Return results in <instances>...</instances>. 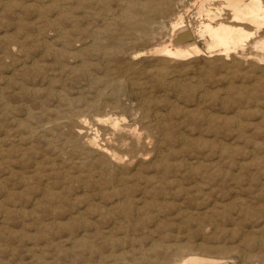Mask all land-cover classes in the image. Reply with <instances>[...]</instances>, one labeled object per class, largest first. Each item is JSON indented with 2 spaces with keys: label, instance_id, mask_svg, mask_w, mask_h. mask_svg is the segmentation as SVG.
<instances>
[{
  "label": "rangeland",
  "instance_id": "1",
  "mask_svg": "<svg viewBox=\"0 0 264 264\" xmlns=\"http://www.w3.org/2000/svg\"><path fill=\"white\" fill-rule=\"evenodd\" d=\"M31 1L32 0H8V1L0 0V36H2L0 37V44L1 45H3L4 43L6 44V45L4 44L3 46H0V55L3 54V57H0V60L2 59L0 61V71H1L0 72V143H1L0 144V151H1L0 152L1 154L0 155V200H1L0 201L1 203L0 204V218H1L0 219V223H1L0 224V264H7V263L8 264H42L41 261L43 262V264H69V262L70 264H72L73 262H74L73 264H120V263L121 264H135L133 260L140 259V257L142 256L144 259L143 261H145V255H143L142 253H147V255H149V258H151L150 256H152V258H154L155 256L160 257L162 253L160 252L158 253V251L154 250V248H157L158 247L157 245H160V244L161 245L166 244L170 246L169 251L173 250L175 245L177 246L180 245V246H184L186 248L191 249L193 253L199 252L200 254L205 253L207 255H211L212 258L218 259L219 262L221 260V262L217 264H221L222 261H227L229 263H231L232 261H235L236 263H240L241 261L237 256H238V251H241V249L243 251L245 250L248 253H251L257 247L258 243H260V246L264 248V130H263L264 129V112H263L264 111L263 110L264 109V71L263 72L261 71V68L259 67V65H256L254 62H252L251 59H245V61L242 60L241 63L233 67H225L219 63V61L216 59V56L208 57L203 54L199 56H195V58L191 57V58L185 59L186 61L184 60H180V61L174 60L173 61V59L171 60V58L169 57L161 56L159 54L150 52L149 50L153 45H157V44L171 45L173 43V40L171 41L172 28L170 24L176 19L178 14L183 15L184 21L186 24H188L190 29L194 30L195 28L198 18H197V6L194 3V0H183L182 2L174 1V3L170 5L168 12H166L165 15L162 14L160 17L157 18L160 29L156 31V33L152 34L151 39H149V41L145 43L146 45L144 43L137 42V40H135L134 34H132L134 32H131L133 30L130 29L131 30L130 31L127 28L125 29V27H123L121 22L112 26L113 30H115V33H119V32L121 33V31L122 33L123 32L125 33V36H124L125 41L128 42L129 46L131 45V50L135 48L128 55L125 56L124 62L118 67H122L127 72H130V74L128 73L127 78H130V79L138 78L137 80L138 83L142 81L143 82L137 85L138 86L137 87L135 85H132L129 82L130 79H127L125 76L124 77V79H126L125 86H124L125 92L123 91L122 95L120 94L119 103H117L116 100L113 97H111L110 94H106V93H109L108 90H105V92L101 96L103 98L101 97L98 98L95 96V93H93L94 92L93 87H90L83 77H76L77 76L76 73H78V70L80 69V66H81L80 56L83 54V50H81L83 47V44L81 43L88 41L81 35L82 29H83V18H82L81 5L79 3L80 1L79 0H77L79 2L75 0H53V1L52 0H47V1L46 0H33L32 2ZM8 2L9 4L7 5ZM26 3H29V4H26ZM3 6H4V10H3ZM71 6L74 8H72ZM111 6H112V11L111 13L109 12V15H107V17L111 16V14L113 13L114 14L118 13L119 8L118 9L116 8L117 6L114 1H111ZM12 10L13 11L15 10V11L13 12ZM193 10L195 11L193 12ZM42 12H43V16H42ZM16 15L18 18L16 17ZM35 18H37V20ZM69 19H72V20H69ZM100 23L102 24V21L99 22V24ZM17 25L19 26L18 30H17ZM45 28H46V31H45ZM127 31H130V32L127 33ZM37 32H39V34ZM187 32L191 34L189 30H187ZM59 34L62 35V37L59 36ZM103 35H105L104 38H106L107 40H111L112 38L109 34L103 33ZM19 39L21 40L19 41ZM135 41H136V45H135ZM43 44H45L46 46H44ZM199 45L203 47V44L200 42H199ZM77 46L78 48H76ZM54 47H56L57 50ZM57 47L60 49H58ZM49 49L52 50L51 52L53 53L56 51L55 54L57 55H54L53 53H51ZM24 50L26 52H24ZM71 50L74 52L72 53ZM69 51L71 52L68 53ZM77 55L79 58L77 57ZM35 59L36 60L38 59V61H35ZM51 59L53 60V62L51 61ZM191 59H193V61ZM167 60L169 61L167 62ZM131 61L134 63H132ZM62 62L64 63V65ZM103 62L93 70V72L96 73L97 75L99 73L100 75L101 74L103 75V72L105 70L104 68H107L108 66L110 68L116 67V64L114 63V61L107 62L108 64L106 63L105 60H103ZM30 63L33 65L35 64L37 67L35 65L34 66L31 65ZM131 64L134 66L131 67L132 66ZM198 65L199 66L202 65V67H198ZM59 66L60 67L62 66L64 69L59 68ZM154 66L158 69L153 68ZM162 66L164 67V69L162 68ZM173 66H175V68ZM193 66L195 68H193ZM68 67H71L72 69ZM147 67L148 69L150 68V72L148 71ZM23 68H26V69H23ZM43 68H44V71H43ZM176 68L179 69L180 73L178 69L176 70ZM232 68H235V69H232ZM152 69H154V71ZM165 69H168L169 71L166 70L168 74L164 75L165 76L164 77L165 79H164L160 74L162 73V71H165ZM155 70L157 74L155 73ZM12 71L14 75L12 74ZM43 72L45 73L43 74ZM206 72H208L211 76ZM148 73L149 74L152 73L150 74L151 76H149ZM169 73L171 76L169 75ZM205 74H207V76ZM6 75L8 78L11 77V79L9 78L11 81L8 80L7 77H5ZM223 75H227V76H223ZM257 75L258 76L261 75L262 79L259 78ZM35 76L38 78H36ZM154 76H156V78ZM256 76H257V79L255 78ZM15 77L17 80L15 79ZM159 77L161 78V80ZM183 77L187 79L185 80ZM13 78H14V81H12ZM144 79H147V80H144ZM154 79L156 80V82ZM167 80L169 81L167 82ZM172 80H177V82H174ZM230 80H233V81H230ZM164 81L166 83H164ZM236 81L238 84L240 83L241 84L238 85ZM19 82L21 83V85L19 84ZM35 82H37V84L34 85ZM46 82H49V83L47 84ZM127 82H129L130 84ZM157 82L159 85L157 84ZM179 82H183L186 84L179 83ZM195 82L198 84L197 87H196ZM247 82L249 84H247ZM167 83H169V85ZM227 83L228 85H230V87L227 85ZM242 83H244V85H242ZM145 84L147 87H145ZM150 84H152L151 87H150ZM171 84L174 85L175 88ZM179 84L181 85L179 86ZM28 85H29V88H27ZM48 85L51 87H48ZM175 85H177V87ZM182 85H185L184 86L185 88L183 87L184 89L181 88ZM17 86H19L20 88L19 87L17 88ZM140 86H141V90L143 89L142 86H144L143 93L140 90ZM1 87L4 88L3 90L5 93L3 92ZM31 87H32V90H31ZM33 87H35V89H33ZM204 87L206 88L204 89ZM217 87L219 89H217ZM22 88H26L27 92L24 91L23 93ZM149 88L150 89L152 88L151 92L149 91L150 90ZM134 89L136 92L134 91L132 93ZM16 90L18 91V93H16ZM56 90L58 92L64 93L66 97L71 98L72 99L71 100L72 103H70L71 105L62 104L60 106V103L55 101V99L50 95L51 91H56ZM80 90L82 92H80L79 94ZM32 91L33 93H31ZM205 91L208 93L205 94L206 93ZM251 91H253L254 96ZM155 92H157V94ZM224 94L226 95L224 96ZM17 95H19L20 97H18ZM137 95H139V97ZM145 95H147V98L150 97L151 99L150 98L148 99H150L151 101H149L145 97ZM140 96H142L141 98L142 102L140 101L141 100ZM125 97L126 99H124ZM86 99L87 101L85 102ZM172 99L174 100V102L172 101ZM201 99L203 100V103ZM94 100L98 101L100 109H97L96 112L95 110H92L91 112L87 111L85 108L86 107L85 103H89ZM137 100L139 102H137ZM200 102L202 103L201 105H200ZM255 102L256 104L257 103L258 104L255 105ZM104 104L105 105H111V104L116 105L117 104L118 109L116 108L114 111H112L111 109H106L107 106H105ZM128 104H131V105H128ZM161 104L162 106H160ZM177 105H179L178 109H177ZM192 107L195 109H193ZM42 108L59 110L58 111L59 113L58 112L55 113L54 111L53 112L51 111L50 113L33 114V116L31 117H27L28 115L26 114H28L29 111H31L32 113L33 112L35 113V111L38 110L36 112L39 113L43 110ZM169 108H171V112L169 111ZM119 109L124 114H122L121 112L119 113ZM68 110H76L77 112H80V113L82 112L81 114L85 115L88 118V121L92 120L91 122H94V119H95L94 116L97 113H99L97 115L107 114V115H111L112 117H117V120L121 125L131 126V128L133 127L135 128V130H138L139 128V131H137L138 135L141 137V139L146 141V145L143 147L144 148L143 151L146 154L144 155L145 156L144 160H142L141 162L135 161L134 163H129L128 166H126V168L122 170L124 174L123 176L125 178V185L127 187L126 190L128 191V193H126L128 195L126 196V198H124L125 200L123 199L119 200L120 197L117 195H114L111 190L107 192H105L104 190L98 191L97 187L99 186L97 185L96 182H94L95 181L94 179L97 178L95 177L96 174L93 173L90 177L86 176L87 173L85 172V170L88 168L92 169V166H90V161L89 162L86 161V163L82 164L80 162L81 161L80 158L79 159L77 158L78 155L70 152V148L72 146L69 144H65L62 138V137L65 138V130L57 129L56 133L50 132V131H45V132L40 131L39 125L41 123L51 124L52 121L54 122V121L62 120L58 117H61V116L63 117L67 115L68 114L67 112H69ZM153 110L155 112H159L162 117L160 115H157L158 117L159 116L160 117L159 118L157 117L158 119H156L155 112ZM182 110H184L185 113H183L184 111L182 112ZM259 110H261V112ZM126 111H129L130 113ZM187 111L190 113H186ZM106 112H108L109 114ZM136 112L138 114H136ZM88 113L89 115L90 114L92 115L88 116ZM182 113L185 114V116ZM234 113L235 115L232 116V114ZM134 114L135 116H133ZM217 114L221 116H218ZM210 115H214V117L209 119L211 117ZM48 116L50 119L48 118ZM163 117L166 119L164 120ZM236 117L240 120V122L239 120H237ZM142 118H143V121H142ZM144 118H147V120ZM153 118H155V120H153ZM16 120L19 122H17ZM25 120L27 122L28 120H30L32 122V126L35 125L34 127L36 131L34 130L35 134L31 137V140L19 141L17 139L18 137L17 134L25 131L26 129L24 125L26 122ZM164 121H167L168 123ZM157 122H160V123H157ZM143 123L147 125L149 124V125L148 126L143 125ZM177 123L179 124V126ZM210 123H212V125H210ZM16 124H18L19 126H17ZM151 124L154 127V129L156 128V130H153L152 126L150 127ZM159 125L161 126L159 127ZM143 126H145V128ZM177 126L180 128H178ZM166 129H168V131ZM216 129L218 132L216 131ZM143 130H145V132H143ZM6 131L7 133H5ZM163 131H165L166 134L163 133ZM241 131L244 133H242ZM149 132L152 133V136H153L152 139H151L152 136ZM154 132L155 134H153ZM184 132L185 134H183ZM54 133L60 134V137L58 139L55 137H52V135H55ZM217 133L219 134L217 135ZM42 134L43 135L45 134V136H43ZM163 134L165 138L163 137ZM180 134L182 135V137H180L181 136ZM199 134L200 136H197ZM215 134L217 135V137L215 136ZM49 136L50 138H52L53 142L56 143V147L48 143L49 141L47 142L45 140V138L48 139ZM250 138H253V139H250ZM10 141L12 142L10 143ZM160 141H162V144L160 143ZM186 141H188L189 143ZM221 141L224 143H222ZM182 142H183V145H182ZM216 143H219V145ZM30 144L33 147H29ZM156 144H161L162 146L158 145L157 147L160 146L159 149L163 150L162 152L165 153L164 154L161 152L162 155L164 154L162 157L165 158L162 161H159V159L162 158L160 157L161 154H159L160 156H156L157 153L155 152V150H153ZM229 146H230V149H229ZM22 148L23 149L26 148L25 149L26 152L25 150L23 152L21 150ZM57 148H60L61 150ZM13 153H15L16 157L15 156L13 157L14 155ZM4 154H6V156ZM22 154L23 155L25 154V155L21 156ZM197 154L198 156H196ZM3 158H7L9 160L7 161V159H5L4 161ZM51 158L52 159L54 158V159L50 161ZM183 159H185L187 162H183L185 161ZM75 160L76 161L79 160V162L74 165V163L72 162ZM176 160L178 162H176ZM212 160L213 162H211ZM69 161L70 163H68ZM170 161L172 163H170ZM243 161L245 163L247 162L245 165L246 167L243 166L245 164ZM151 163H153V165ZM238 164H240L239 165L240 168ZM161 165L166 166L165 175L167 176V181L161 179L162 182H160L159 186L161 187L163 184L162 189L165 190V194H163L162 196H159L157 199H152L150 195L145 191L148 189L150 190V183H148L146 178H149L152 176L158 177V175L160 176L159 171L161 169L160 167H162ZM241 165L243 166V168ZM189 166L191 168L193 167L194 168L190 169ZM137 167L139 171L137 170ZM202 167L206 169L203 170ZM60 168L63 170V172ZM174 168L175 170H173ZM187 169L188 171H186ZM152 171L156 175H154ZM140 172L143 175H141ZM130 173L131 175H129ZM25 174H29V176L28 175L26 176ZM127 174L129 176H127ZM136 175H138L139 177L138 176L136 177ZM183 175H186V176H183ZM92 176L94 178H92ZM45 177L49 179H45ZM26 179H28V182ZM25 182L28 184H26ZM196 182H197V185H196ZM3 184H4V187L2 186ZM16 186L19 189H17ZM83 186L87 189L85 190ZM45 188H47V190ZM13 189L14 191H12ZM8 190L10 191L8 192ZM187 190L188 192H186ZM7 193H10V194H7ZM54 194H57V195H54ZM185 196L186 198H184ZM236 196H239V198ZM214 200L217 201V203ZM91 201H92V204H91ZM34 202L38 205H36ZM93 202H96V203L93 204ZM144 204L146 205V207ZM33 205L34 207H32ZM239 205L240 206L243 205V207H240ZM85 206L86 207L88 206L87 209ZM13 207L15 208L12 209ZM136 207H140V208L138 209ZM136 210L138 211L136 212ZM227 210L229 211V213ZM79 211H82V212H79ZM135 212L137 214H139L140 212V214L137 215L135 214ZM110 213H111V216L113 215V217L109 215ZM113 213L114 214L116 213V215H114ZM156 213L158 217L156 216ZM29 214L31 216L34 215L35 217H31ZM193 214H195L196 216L195 215L193 216ZM209 214L213 216L211 217ZM2 215H4V217ZM37 216L38 218L40 217L39 220ZM115 219L116 220L118 219V221L116 222ZM197 219L200 221H198ZM159 220L161 222H159ZM93 221L94 223H92ZM237 221L239 224L237 223ZM260 221H262V223ZM64 222L66 225L64 224ZM213 222H216V224ZM95 224H97L99 228H97ZM67 226L69 230H67L66 228ZM83 226H85V229H83L84 228ZM207 227L209 229H207ZM230 227L231 228L233 227L232 228L233 230L230 229ZM70 230H71V233H69ZM82 233L84 234V236ZM78 234L79 235L81 234V235L79 236ZM131 235L133 236L131 237ZM136 236L139 238H137ZM243 236L246 238H244ZM85 237L86 239L88 238L89 243L91 242L90 244L92 245L95 244V246L97 247L95 251L90 250V248L83 247L82 242H84ZM241 237H242V240H241ZM74 240L76 241L74 242L75 244L72 243ZM158 240L160 243L159 242L156 243ZM244 240L246 241L253 240L254 243H257V244L253 245L252 246L253 249H252V247L251 248L246 247L247 245L244 242ZM53 241L54 243H52ZM55 241L57 242V244H55L56 243ZM152 241H154L155 243H153ZM185 241L187 243H185ZM71 244L73 247L71 246ZM150 244L152 245L150 246ZM199 245H201L203 248ZM215 245L216 247H213V248L210 247V246H215ZM198 247L200 249H198ZM216 248L217 250H215ZM139 250L140 251L142 250L141 251L142 253H140ZM186 251L188 252L189 250L185 249V252ZM35 253L37 255H33ZM78 258H81V259L83 258V259L80 260ZM255 263L258 264V262H255Z\"/></svg>",
  "mask_w": 264,
  "mask_h": 264
},
{
  "label": "bare ground",
  "instance_id": "2",
  "mask_svg": "<svg viewBox=\"0 0 264 264\" xmlns=\"http://www.w3.org/2000/svg\"><path fill=\"white\" fill-rule=\"evenodd\" d=\"M4 1V0H3ZM8 1V0H7ZM33 1V0H32ZM31 1V2H32ZM47 1V0H46ZM53 1V0H52ZM77 1V0H75ZM80 1V2H79ZM77 2L80 3L81 5V9H82V18H83V29H82V33L81 35L88 41H85L81 44H83V47L81 50H83V54L80 56V59H81V66H80V69L78 70V73H76V77H83L86 82L88 83V85L90 87H93L94 89V92L95 93V96L96 97H101L103 95V93L105 92V90H108L109 93H106V94H110L111 97H113L117 103H119V99H120V94L122 95V92L124 91V86H125V80L124 77L128 76V73L130 74V72H127L125 69H123L122 67H118L119 65H121L124 60H125V56L128 55L132 50H131V45L129 46L128 42L125 41V33L121 31V33H115V30H113L112 26L113 25H116L117 23H122L123 27H125V29H131L133 31L131 32H134L132 34H134V37H135V40H137V42H140V43H146L147 41H149V39H151L152 37V34L153 33H156V31H158L160 29L159 27V22L157 21V18L160 17L162 14L165 15L166 12H168L169 8H170V5L172 3H174V1L176 2H182L183 0H79ZM111 1H114L116 3V8L118 9V13L117 14H111V16L107 17V15H109V12L111 13L112 11V6H111ZM45 2V1H44ZM51 2V1H50ZM55 2V1H54ZM4 3V2H3ZM41 3V2H39ZM47 3V2H46ZM61 3V2H60ZM78 3V4H79ZM194 3L196 4L197 6V22H196V25H195V28L194 30L190 29L188 24L185 23L184 21V18H183V15L182 14H178V16L176 17V19L171 22L170 26L172 28V33H171V41L176 38L179 34H182L184 33L185 31L189 30L190 31V38H187L185 40H181L180 42H177V43H172L171 45L169 44H157V45H153L151 48H150V52L152 53H156V54H159L161 56H165V57H169L171 58V60L173 59L174 60H184L186 61L185 59H188V58H191V57H194L195 56H199L201 54L205 55V56H208V57H211V56H216V59L219 61L220 64H222L223 66L225 67H233L239 63H241L242 60L245 61V59H251L252 62H254L256 65H259V67L261 68V71L263 72L264 71V0H194ZM9 4V2L7 3V5ZM26 4H29V3H26ZM37 4V3H36ZM77 4V5H78ZM6 5V4H4ZM44 5V4H43ZM59 5V4H58ZM71 5V4H70ZM41 6V5H40ZM39 6V7H40ZM61 6V4H60ZM65 6V5H64ZM63 7V6H62ZM61 7V8H62ZM72 7V6H71ZM76 7V6H75ZM11 8V7H10ZM59 8V9H61ZM65 8V7H64ZM74 8V7H72ZM33 9V8H32ZM196 9V7H195ZM3 10H4V6H3ZM17 10V9H15ZM14 10V11H15ZM41 10V9H40ZM49 10V9H47ZM76 10V9H75ZM13 11V10H12ZM13 11V12H14ZM42 11V10H41ZM39 11V12H41ZM60 11V10H59ZM195 10H193L194 12ZM4 12V11H3ZM63 12V11H62ZM172 12V11H171ZM191 12V11H190ZM59 13V12H58ZM57 13V14H58ZM176 13V12H175ZM174 13V14H175ZM41 14V13H40ZM71 14V13H70ZM74 14V13H73ZM168 14V13H167ZM170 14V13H169ZM55 15V14H54ZM64 15V14H63ZM76 15V14H75ZM163 15V16H164ZM4 16V15H3ZM41 16V15H40ZM42 16H43V12H42ZM47 16V15H46ZM74 16V15H73ZM5 17V16H4ZM17 17V15H16ZM45 17V16H44ZM49 17V16H48ZM55 17V16H53ZM59 17V16H58ZM18 18V17H17ZM20 18V17H19ZM46 18V17H45ZM70 18V17H69ZM74 18V17H73ZM23 19V18H22ZM37 20V18H35ZM54 19V18H52ZM51 19V20H52ZM162 19V18H161ZM34 20V19H32ZM57 20V19H56ZM69 20H72V19H69ZM15 21V20H14ZM21 21V19H20ZM53 21V20H52ZM58 21V20H57ZM102 21V24L99 22ZM31 22V21H29ZM20 23V22H19ZM56 23V22H54ZM16 24V23H15ZM22 24V23H21ZM59 24V23H58ZM56 25V24H55ZM76 25V24H75ZM74 25V26H75ZM191 25V24H190ZM58 26V25H57ZM67 26V25H66ZM5 27V26H4ZM18 25H17V30H18ZM38 27V25H37ZM60 27V26H59ZM77 27V26H76ZM79 27V26H78ZM120 27V26H119ZM40 28V27H39ZM56 28V27H55ZM64 28V27H63ZM69 28V27H68ZM36 29V27H35ZM65 29V28H64ZM15 30V29H14ZM40 30V29H38ZM60 30V29H59ZM58 30V31H59ZM63 30V29H62ZM71 30V29H69ZM103 30V32H102ZM119 30V29H118ZM6 31V30H5ZM4 31V33H5ZM13 31V30H12ZM11 31V32H12ZM24 31V29H23ZM21 31V32H23ZM37 31V29H36ZM45 31H46V28H45ZM126 31V30H125ZM130 31H127L130 32ZM9 32V30H8ZM15 32V31H14ZM66 32V31H65ZM3 33V34H4ZM25 33V32H24ZM27 33V32H26ZM39 34V32H37ZM64 33V32H63ZM103 33L105 34H109L112 38L111 40H107L106 38H104L105 35H103ZM8 34V33H7ZM10 35V33H9ZM58 35V33H57ZM38 36V35H37ZM40 36V35H39ZM59 36L62 37V35L59 34ZM64 36V35H63ZM2 37V36H0ZM10 37V36H9ZM44 37V36H43ZM16 38V37H15ZM23 38V37H22ZM54 38V37H52ZM50 39V38H49ZM133 39V38H132ZM17 40V39H16ZM21 39H19L20 41ZM53 41V40H52ZM60 41V40H59ZM23 42V41H22ZM66 42V41H65ZM134 42V41H132ZM199 42L203 44V47H201L199 45ZM2 43V42H1ZM13 43V42H12ZM77 43V42H76ZM3 44V43H2ZM5 44V43H4ZM3 44V45H4ZM63 44V43H62ZM0 44V46H3ZM6 45V44H5ZM25 45V44H23ZM22 45V46H23ZM44 46H46L45 44H43ZM51 45V44H49ZM135 45H136V41H135ZM134 45V46H135ZM138 45V43H137ZM146 45V44H145ZM8 46V45H7ZM6 46V47H7ZM13 46V45H12ZM53 46V44H52ZM76 46V44H75ZM81 46V45H80ZM49 47V46H48ZM50 48V47H49ZM56 49V47H54ZM53 48V49H54ZM58 48V47H57ZM78 48V46L76 47ZM74 48V49H76ZM27 49V48H25ZM51 49V48H50ZM49 49V50H50ZM54 49V50H55ZM60 49V48H58ZM44 50V48H43ZM57 50V49H56ZM63 50V49H62ZM65 50V49H64ZM69 50V49H68ZM67 50V51H68ZM13 51V50H12ZM16 51V50H15ZM21 51V50H20ZM52 50H50L51 52ZM72 51V50H71ZM71 51H69L68 53H70ZM148 51V52H149ZM24 52H26L24 50ZM28 52V51H27ZM56 52V51H55ZM55 52H51L53 53L54 55H57L55 54ZM74 51H72L73 53ZM77 52V51H76ZM19 53V52H18ZM38 53V52H37ZM40 53V52H39ZM78 53V52H77ZM76 53V54H77ZM21 54V53H20ZM45 54V53H43ZM50 54V53H49ZM75 54V53H74ZM34 55V54H33ZM59 55V54H58ZM16 56V55H15ZM42 56V55H41ZM0 57H3V54L0 55ZM35 57V56H34ZM45 57V56H44ZM78 57V55H77ZM16 58V57H15ZM42 58V57H41ZM53 58V57H52ZM58 58V56H57ZM79 58V57H78ZM137 58V57H136ZM193 58V59H194ZM207 58V57H206ZM205 58V60H206ZM56 59V58H55ZM157 59V58H156ZM163 59V58H162ZM193 59H191L193 61ZM2 60V59H1ZM0 60V61H1ZM33 60V59H32ZM31 60V62H32ZM61 60V59H60ZM103 60L107 62H112L114 61V63L116 64V67L115 68H110L109 66L107 68H104V72H103V75L100 73L97 75L96 73L93 72V70L98 66L100 65ZM127 60V59H126ZM154 60V59H153ZM170 60V59H169ZM167 60V62L169 61ZM170 60V61H171ZM7 61V60H6ZM21 61V60H20ZM35 61H38V59ZM45 61V60H44ZM51 61L53 62V60L51 59ZM59 61V59H58ZM62 61V60H61ZM138 61V60H137ZM172 61V62H173ZM243 61V62H244ZM248 61V60H247ZM246 61V63H247ZM48 62V61H47ZM46 62V63H47ZM132 62V61H131ZM136 62V61H135ZM157 62V60H156ZM189 62V61H188ZM206 62V61H205ZM208 62V61H207ZM19 63V62H18ZM25 63V62H23ZM35 63V62H34ZM45 63V62H44ZM58 63V62H57ZM61 63V62H60ZM63 63V62H62ZM77 63V62H76ZM75 63V64H76ZM104 63V62H103ZM134 63V62H132ZM161 63V62H160ZM9 64V63H8ZM22 64V63H21ZM31 64V63H30ZM40 64V63H39ZM59 64V63H58ZM70 64V63H69ZM73 64V65H75ZM108 64V63H107ZM158 64V62H157ZM169 64V63H168ZM167 64V65H168ZM28 65V64H27ZM26 65V66H27ZM33 65V64H31ZM35 65V64H34ZM33 65V66H34ZM41 65V64H40ZM64 65V63H63ZM132 65V64H131ZM140 65V64H139ZM150 65V64H149ZM163 65V64H162ZM172 65V64H170ZM169 65V66H170ZM244 65V64H243ZM251 65V64H250ZM12 66V65H11ZM36 66V65H35ZM68 66V65H67ZM134 65H132L131 67H133ZM192 66V65H190ZM21 67V66H20ZM37 67V66H36ZM35 67V68H36ZM65 67V66H64ZM75 67V66H73ZM136 67V66H135ZM134 67V68H135ZM175 68V66H173ZM189 67V66H188ZM198 67H202L198 65ZM205 67V66H204ZM237 67V66H236ZM235 67V68H236ZM240 67V66H239ZM27 68V67H26ZM26 68H23V69H26ZM59 68H63L62 66ZM58 68V69H59ZM70 69H72L71 67H68ZM153 68H156L155 66ZM162 68L164 69V67L162 66ZM166 68V67H165ZM193 68H195L193 66ZM235 68H232V69H235ZM248 68V67H247ZM64 69V68H63ZM74 69V68H73ZM148 69V67H147ZM146 69V70H147ZM158 69V68H156ZM178 68H176L177 70ZM206 69V68H205ZM227 69V68H226ZM39 70V69H38ZM66 70V69H65ZM154 71V69H152ZM161 70V69H160ZM159 70V71H160ZM169 71L168 69H165V71H162V73H158L160 74L163 78L165 77L164 75L168 74L167 71ZM199 70V69H198ZM228 70V69H227ZM226 70V71H227ZM5 71V70H4ZM16 71V69H15ZM22 71V70H21ZM26 71V70H25ZM42 71V69H41ZM43 71H44V68H43ZM148 71L150 72V68L148 69ZM172 71V70H171ZM179 71V69H178ZM183 71V70H182ZM206 71V70H205ZM208 71V70H207ZM211 71V70H210ZM224 71V72H226ZM235 71V70H233ZM232 71V72H233ZM244 71V70H242ZM1 72V71H0ZM60 72V70H59ZM68 72V71H67ZM132 72V71H131ZM147 72V71H146ZM195 72V70H194ZM221 72V71H220ZM219 72V73H220ZM231 72V73H232ZM7 73V72H6ZM39 73V72H38ZM45 72H43L44 74ZM98 73V72H97ZM155 73H156V70H155ZM173 73V72H172ZM180 73V71H179ZM200 73V72H199ZM208 73V72H206ZM236 73V72H235ZM238 73V71H237ZM260 73V72H259ZM12 74H13V71H12ZM27 74V73H26ZM149 74V73H148ZM152 74V73H150ZM149 74V76H151ZM154 74V73H153ZM157 74V73H156ZM191 74V73H190ZM195 74V73H194ZM193 74V75H194ZM209 74V73H208ZM221 74V73H220ZM223 74V73H222ZM234 74V73H233ZM232 74V75H233ZM14 75V74H13ZM69 75V74H68ZM67 75V76H68ZM100 75V76H99ZM170 75V73H169ZM192 75V76H193ZM207 76V74H205ZM210 75V74H209ZM229 75V74H228ZM38 76V75H37ZM52 76V74H51ZM66 76V78H67ZM133 76V75H131ZM160 76V77H161ZM171 76V75H170ZM180 76V75H179ZM189 76V75H188ZM200 76V75H199ZM211 76V75H210ZM223 76H227V75H223ZM222 76V77H223ZM258 76V75H257ZM257 76L255 77L257 79ZM261 76V75H260ZM258 76L259 78L262 79V76L260 77ZM3 77V76H2ZM7 77V75L5 76ZM33 77V76H32ZM36 77V76H35ZM50 77V76H49ZM135 77V75H134ZM156 78V76H154ZM153 77V78H154ZM159 77V78H160ZM161 77V78H162ZM201 77V76H200ZM205 77V76H204ZM239 77V76H238ZM8 78V77H7ZM5 78V79H7ZM11 79V77H9ZM8 78V80H10ZM38 78V77H36ZM61 78V77H60ZM65 78V79H66ZM132 78V77H131ZM160 78V80H161ZM170 78V77H168ZM175 78V77H174ZM185 80L187 78L183 77ZM228 78V77H227ZM240 78V77H239ZM254 78V79H255ZM4 79V80H5ZM16 79V77H15ZM21 79V78H20ZM51 79V78H50ZM127 79H130V78H127ZM148 79V78H147ZM147 79H144V80H147ZM165 79V78H164ZM179 79V78H178ZM233 79V78H231ZM17 80V79H16ZM63 80V79H61ZM138 78L135 79V78H132L130 79V83L132 85H139L140 83H142L143 79L141 80L142 82H139L138 83ZM155 80V79H154ZM153 80V81H154ZM171 80V79H170ZM189 80V79H188ZM240 80V79H239ZM11 81V80H10ZM9 81V82H10ZM14 81V78L13 80ZM42 81V79H41ZM49 81V80H48ZM150 81V80H149ZM148 81V82H149ZM152 81V80H151ZM169 80H167L168 82ZM174 82H177V80H172ZM180 81V80H178ZM190 81V80H189ZM202 81V80H200ZM230 81H233V80H230ZM254 81V80H253ZM256 81V80H255ZM7 82V80H6ZM23 82V81H22ZM64 82V81H62ZM61 82V83H62ZM76 82V81H75ZM79 82V81H78ZM127 82V83H129ZM156 82V80H155ZM184 82V81H183ZM183 82H179V83H183ZM11 83V82H10ZM17 83V82H16ZM24 83V82H23ZM22 83V84H23ZM47 84L49 82H46ZM45 83V84H46ZM51 83V82H50ZM69 83V82H68ZM66 83V84H68ZM85 83V82H83ZM82 83V84H83ZM126 83V85H127ZM129 83V84H130ZM145 83V81H144ZM164 83H166L164 81ZM173 83V82H172ZM187 83V81H186ZM186 83H183V84H186ZM194 83V82H193ZM196 83V82H195ZM200 83V82H199ZM235 83V82H234ZM233 83V84H234ZM237 83V81H236ZM257 83V82H256ZM8 84V83H7ZM6 84V85H7ZM19 84L21 85V83L19 82ZM25 84V83H24ZM32 84V83H31ZM37 84V82L34 83V85ZM72 84V83H71ZM158 84V82H157ZM169 85V83H167ZM176 84V83H175ZM231 84V83H230ZM238 84V83H237ZM241 84V83H240ZM238 84V85H240ZM247 84H249L247 82ZM253 84V83H252ZM5 85V84H4ZM3 85V86H4ZM9 85V84H8ZM18 85V84H17ZM19 85V86H20ZM32 85V86H34ZM50 85V84H49ZM48 87H51L49 86ZM76 85V84H75ZM142 85V84H141ZM144 85V84H143ZM152 84H150V87H151ZM159 85V84H158ZM165 85V84H164ZM172 85V84H171ZM170 85V86H171ZM181 84H179L180 86ZM190 85V83H189ZM195 85V84H194ZM197 83H196V87H197ZM228 85V83H227ZM242 85H244V83H242ZM11 86V85H10ZM17 86V88L19 87ZM38 86V85H37ZM62 86V85H61ZM84 86V85H83ZM131 86V85H129ZM174 87V85H172ZM177 87V85H175ZM185 85H182V89H184ZM188 86V85H187ZM219 86V85H218ZM223 86V85H222ZM226 86V85H225ZM230 87V85H228ZM236 86V85H235ZM246 86V85H245ZM248 86V85H247ZM27 87V86H26ZM138 87V86H137ZM145 87L146 84H145ZM149 87V85H148ZM159 87V86H158ZM172 87V89H173ZM184 87V88H183ZM2 88V87H1ZM13 88V87H12ZM20 88V87H19ZM29 88V85L28 87ZM53 88V87H52ZM131 88V87H130ZM134 88V87H133ZM142 88L144 89V86H142ZM175 88V87H174ZM202 88V87H201ZM206 87H204L205 89ZM211 88V87H209ZM228 88V87H227ZM226 88V89H227ZM251 88V87H250ZM4 88H2L3 90ZM33 89H35V87H33ZM65 89V88H64ZM91 89V88H90ZM129 89V88H128ZM132 89V88H131ZM130 89V90H131ZM143 89L141 90V86H140V90L142 91V93L144 92ZM150 89V88H149ZM147 89V90H149ZM194 89V88H193ZM217 89H219L217 87ZM225 89V88H223ZM248 89V88H247ZM15 90V89H14ZM18 90V89H17ZM16 90V93H18V91ZM31 90H32V87H31ZM63 90V89H62ZM127 90V89H126ZM152 88L149 90L151 92ZM181 90V89H180ZM215 90V89H214ZM251 90V89H250ZM22 91L24 93V91L27 92V89L26 88H22ZM57 91V90H56ZM56 91H51L50 92V95L55 99V101L59 102L60 103V106L62 104L64 105H69L70 103H72V99L71 98H68L66 97V95L62 92H56ZM60 91V90H59ZM91 91V90H90ZM107 91V92H108ZM135 91V89L132 91V93ZM175 91V90H174ZM207 91V90H206ZM205 91V92H206ZM209 91V90H208ZM211 91V90H210ZM254 91V90H253ZM253 91L252 94H253ZM4 92V90H3ZM36 92V90H35ZM80 92H82L81 90L79 91V94ZM125 92V91H124ZM136 92V91H135ZM140 92V91H139ZM154 92V91H152ZM183 92V90H182ZM181 92V93H182ZM194 92V91H192ZM204 92V93H205ZM5 93V92H4ZM3 93V94H4ZM33 93V91L31 92ZM66 93V92H65ZM141 93V94H142ZM157 94V92H155ZM179 93V92H178ZM201 93V92H200ZM203 93V94H204ZM208 92H206L205 94H207ZM210 93V92H209ZM227 93V91H226ZM7 94V93H6ZM14 94V93H13ZM38 94V92H37ZM40 94V93H39ZM155 94V95H156ZM161 94V93H160ZM171 94V93H170ZM169 94V95H170ZM175 94V93H174ZM204 94V95H205ZM2 95V94H1ZM65 95V96H64ZM124 95V93H123ZM149 95V94H147ZM147 95H145V97L147 98ZM165 95V94H164ZM176 95V94H175ZM199 95V94H198ZM202 95V94H201ZM226 94H224L225 96ZM251 95V94H250ZM18 97H20L19 95H17ZM87 96V95H86ZM139 97V95H137ZM177 96V95H176ZM175 96V97H176ZM222 96V95H221ZM228 96V94H227ZM254 96V94H253ZM5 97V96H4ZM90 97V96H89ZM144 97V96H143ZM160 97V96H159ZM205 97V96H204ZM3 98V97H2ZM86 98V97H85ZM93 98V97H92ZM103 98V97H101ZM123 98V97H122ZM136 98V97H135ZM142 98V96H140V99ZM150 98V97H148ZM147 98V99H148ZM172 98V97H171ZM198 98V97H197ZM257 98V97H256ZM39 99V98H38ZM95 99V98H94ZM126 99V97L124 98ZM138 99V98H137ZM139 99V100H140ZM151 99V98H150ZM150 99H148L149 101H151ZM158 99V98H157ZM184 99V98H183ZM228 99V97H227ZM4 100V99H3ZM9 100V99H8ZM12 100V98H11ZM42 100V99H41ZM123 100V99H122ZM130 100V99H129ZM168 100V99H167ZM199 100V99H197ZM202 100V99H201ZM257 100V99H256ZM255 100V101H256ZM6 101V100H5ZM84 101V100H83ZM87 101V99L85 100V102ZM112 101V100H111ZM134 101V100H133ZM136 101V100H135ZM142 102V99L140 100ZM172 101L174 102V100L172 99ZM178 101V100H177ZM89 102V101H88ZM108 102V101H107ZM114 102V101H113ZM124 102V101H123ZM137 102H139L137 100ZM140 102V103H141ZM153 102V100H152ZM171 102V101H170ZM225 102V101H224ZM257 102V101H256ZM255 102V105H257ZM25 103V102H24ZM80 103V102H79ZM101 103V102H100ZM156 103V102H155ZM202 103H203V100H202ZM200 102V105L202 104ZM5 104V103H4ZM20 104V103H19ZM27 104V103H26ZM51 104V103H50ZM49 104V105H50ZM103 104V103H102ZM108 104V103H107ZM126 104V103H125ZM184 104V103H183ZM226 104V103H225ZM6 105V104H5ZM22 105V104H21ZM29 105V103H28ZM71 105V104H70ZM105 105V104H104ZM121 105V104H120ZM128 105H131V104H128ZM172 105V104H171ZM26 106V105H25ZM85 108L87 111H92V110H96L97 109H100L99 107V103L97 100H94L92 102H89V103H85ZM107 106L106 109H111L112 111H114L118 105H105ZM122 106V105H121ZM119 106V107H121ZM135 106V104H134ZM155 106V105H154ZM162 106V104L160 105ZM158 106V107H160ZM179 105H177V109L179 108L178 107ZM181 106V105H180ZM2 107V106H1ZM44 107V106H43ZM123 107V106H122ZM147 107V106H146ZM172 107V106H171ZM187 107V105H186ZM195 107V106H193ZM192 107V108H193ZM10 108V107H9ZM50 108V107H49ZM81 108V107H80ZM102 108V107H101ZM132 108V107H130ZM166 108V107H165ZM182 108V107H181ZM203 108V107H202ZM205 108V107H204ZM8 109V108H7ZM29 109V108H28ZM43 109V108H42ZM69 109V108H68ZM79 109V107H78ZM118 109V108H117ZM124 109V108H123ZM134 109V107H133ZM159 109V108H158ZM164 109V108H163ZM184 109V108H183ZM195 109V108H193ZM208 109V108H206ZM3 110V109H2ZM25 110V109H24ZM125 110V109H124ZM123 110V111H124ZM161 110V108H160ZM186 110V109H185ZM203 110V109H202ZM205 110V109H204ZM236 110V109H235ZM264 110V109H263ZM8 111V110H6ZM38 111V110H36ZM35 111V113L29 111L27 117H31L33 116V114H46V113H50L51 111L57 113L59 110H54V109H43L41 112L37 113ZM69 112H67L68 114L65 115V116H61V117H58L62 120H59V121H52L51 124H45V123H41L39 125V128H40V131H50V132H55L57 131V129H61V130H65V138H63L65 144H69L71 145L72 147L70 148V152L74 153V154H77V158L79 159L80 158V162L82 164L86 163V161H90V166H92V169H86L85 172L87 173L86 176L90 177L93 173L96 174L94 180V182L97 183V185L99 187H97L98 191L99 190H104L105 192L111 190L113 192L114 195H117L119 196V200L120 199H123L125 200L124 198H126V196L128 194V191L126 190V185H125V178H124V174L122 172V170H124L126 168V166H128L129 163H134L135 161H139L141 162L142 160H144L145 158V154L144 153V146L146 145V141L141 139V137L138 135L137 131H139V128L138 130H135V128H131V126H125V125H121L118 120H117V117H112L111 115H97L99 113H97L94 117V122H91V121H88V118L81 114L80 112H77L76 110H68ZM79 111V110H78ZM85 111V110H84ZM131 111V110H130ZM154 111V110H153ZM169 111L171 112V108H169ZM184 110H182L183 112ZM191 111V110H190ZM210 111V110H209ZM237 111V110H236ZM261 112V110H259ZM19 112V111H18ZM93 112V113H95ZM111 112V111H110ZM120 109H119V113H120ZM126 112H129V111H126ZM139 112V111H138ZM155 112V111H154ZM207 112V111H205ZM211 112V111H210ZM232 112V111H231ZM234 112V110H233ZM264 112V111H263ZM24 113V112H23ZM59 113V112H58ZM108 113V112H106ZM122 113V112H121ZM130 113V112H129ZM157 113V114H156ZM169 113V112H168ZM185 113V111L183 112ZM182 113V114H183ZM186 113H190V112H186ZM109 114V113H108ZM124 114V113H122ZM126 114V113H125ZM132 114V113H131ZM136 114H138L136 112ZM164 114V113H162ZM174 114V113H173ZM215 114V113H214ZM223 114V113H222ZM2 115V114H1ZM14 115V114H13ZM56 115V114H55ZM58 115V114H57ZM87 115V114H86ZM92 115V114H90ZM89 113H88V116H90ZM120 115V114H119ZM127 115V114H126ZM157 115H160L159 112H155V117L156 119H158L159 117ZM185 116V114H183ZM187 115V114H186ZM209 115V114H207ZM206 115V116H207ZM218 115V114H217ZM225 115V114H224ZM222 115V116H224ZM235 115L232 114V116ZM22 116V115H20ZM130 116V115H129ZM128 116V117H129ZM135 116V114L133 115ZM139 116V115H138ZM164 116V115H163ZM211 116V117H210ZM209 119H211L212 117H214V115H210ZM216 116V115H215ZM218 116H221V115H218ZM226 116V115H225ZM231 116V115H230ZM231 116V117H232ZM262 116V115H261ZM14 117V116H13ZM132 117V116H131ZM130 117V118H131ZM137 117V116H136ZM158 117V118H157ZM162 117V116H161ZM165 117V116H164ZM163 117V118H164ZM189 117V116H188ZM208 117V116H207ZM206 117V118H207ZM229 117V116H228ZM49 118V116H48ZM47 118V119H48ZM64 118V119H63ZM121 118V117H119ZM216 118V117H215ZM237 118V117H236ZM50 119V118H49ZM53 119V118H52ZM147 120V118H144ZM166 118H164L165 120ZM168 119V117H167ZM178 119V118H177ZM19 120V119H18ZM153 120H155V118H153ZM161 120V118H160ZM179 120V119H178ZM237 120H239L237 118ZM17 121V120H16ZM22 121V120H20ZM26 121V120H25ZM127 121V119H126ZM133 121V120H132ZM142 121H143V118H142ZM141 121V122H142ZM159 121V120H158ZM19 122V121H17ZM49 122V121H48ZM138 122V121H137ZM136 122V123H137ZM140 122V123H141ZM164 122H167V121H164ZM163 122V123H164ZM180 122V121H179ZM215 122V121H214ZM240 122V120H239ZM157 123H160V122H157ZM168 123V122H167ZM166 123V124H167ZM183 123V122H182ZM189 123V122H188ZM242 123V122H241ZM20 124V123H18ZM18 124H16L17 126H19ZM138 124V123H137ZM178 124V123H177ZM184 124V123H183ZM187 124V123H186ZM214 124V123H213ZM239 124V123H238ZM2 125V124H1ZM25 131L24 132H20L19 134H17V139L19 141H29L31 140V137L35 134L34 130H35V125L32 126V122L30 120H28V122L26 121L25 122ZM23 125V126H24ZM139 125V124H138ZM143 125H147V124H144ZM149 125V124H148ZM147 125V126H148ZM165 125V124H164ZM188 125V124H187ZM210 125H212V123H210ZM237 125V124H236ZM241 125V124H240ZM146 126V127H147ZM152 126V124L150 125V127ZM161 125H159L160 127ZM163 126V124H162ZM168 126V125H167ZM179 126V124H178ZM177 126V127H178ZM194 126V125H193ZM238 126V125H237ZM38 127V126H36ZM145 128V126H143ZM153 127V126H152ZM242 127V126H241ZM6 128V127H5ZM143 128V129H144ZM166 128V127H165ZM171 128V126H170ZM180 128V127H178ZM202 128V127H201ZM216 128V126H215ZM240 128V127H238ZM263 128V127H261ZM7 129V128H6ZM169 129V128H168ZM168 129H166L168 131ZM183 129V128H182ZM5 130V129H4ZM153 130H156V128L154 129L153 127ZM152 130V131H153ZM164 130V129H163ZM214 130V129H213ZM241 130V129H240ZM264 130V129H263ZM36 131V130H35ZM179 131V130H178ZM217 131V129H216ZM215 131V132H216ZM15 132V131H14ZM39 132V130H38ZM143 132H145V130H143ZM142 132V133H143ZM147 132V131H146ZM151 132V130H150ZM149 132V133H150ZM170 132V130H169ZM168 132V133H169ZM218 132V131H217ZM242 132V131H241ZM257 132V131H256ZM260 132V131H259ZM263 132V131H262ZM7 133V131L5 132ZM13 133V132H12ZM42 133V132H41ZM49 133V132H48ZM54 133V134H55ZM60 133V132H59ZM163 133H165V131H163ZM244 133V132H242ZM37 134V132H36ZM46 134V133H45ZM45 134L43 136H45ZM52 134V133H51ZM151 136H152V133H150ZM155 134V132L153 133ZM157 134V132H156ZM166 134V133H165ZM173 134V133H172ZM185 134V132L183 133ZM188 134V133H186ZM219 133H217L218 135ZM225 134V133H224ZM7 135V134H5ZM47 135V134H46ZM145 135V134H144ZM176 135V134H175ZM181 135V134H180ZM217 135L215 134V136L217 137ZM245 135V134H244ZM64 136V135H63ZM150 136V135H149ZM193 136V135H192ZM191 136V137H192ZM197 136H200L197 135ZM196 136V137H197ZM52 137H55V138H59L60 137V134H55V135H52ZM157 137V135H156ZM163 137L165 138L164 134H163ZM162 137V139H163ZM168 137V136H166ZM179 137V136H178ZM182 137V135L180 136ZM184 137V136H183ZM195 137V136H194ZM204 137V136H203ZM214 137V136H213ZM251 137V136H250ZM3 138V137H1ZM45 138V137H44ZM143 138V137H142ZM153 138V136L151 137V139ZM189 138V137H188ZM207 138V137H206ZM221 138V137H219ZM12 139V138H11ZM148 139V137H147ZM161 139V140H162ZM180 139V138H179ZM178 139V140H179ZM187 139V138H186ZM185 139V140H186ZM205 139V138H204ZM217 139V138H215ZM250 139H253V138H250ZM255 139V138H254ZM3 140V139H2ZM15 140V139H14ZM45 140L50 143L51 145L55 146L56 147V143L53 142L52 138H49ZM181 140V139H180ZM183 140V139H182ZM211 140V139H209ZM7 141V140H6ZM16 141V140H15ZM166 141V140H165ZM12 141H10L11 143ZM188 142V141H186ZM218 142V141H217ZM222 142V141H221ZM220 142V143H221ZM4 143V141H3ZM17 143V142H16ZM15 143V144H16ZM23 143V142H22ZM28 143V142H27ZM31 143V142H30ZM55 143V144H54ZM150 143V142H149ZM160 143L162 144V141H160ZM181 143V142H179ZM189 143V142H188ZM224 143V142H222ZM228 143V142H227ZM1 144V143H0ZM14 144V145H15ZM26 144V143H25ZM49 144V145H50ZM148 144V143H147ZM161 144H156L153 148V150H155V152L157 153L156 156H160L159 154H161V152L163 150L159 149V147H157L158 145H161ZM169 144V143H167ZM219 145V143H216ZM13 145V146H14ZM153 145V144H152ZM182 145H183V142H182ZM186 145V143H185ZM225 145V144H224ZM25 146V145H23ZM21 146V147H23ZM51 146V147H53ZM162 146V145H161ZM4 147V146H2ZM1 147V148H2ZM20 147V148H21ZM29 147H33L30 146ZM36 147V146H35ZM59 147V146H58ZM181 147V146H180ZM179 147V148H180ZM6 148V147H5ZM9 148V147H8ZM7 148V149H8ZM28 148V147H26ZM25 148V149H26ZM148 148V147H147ZM191 148V147H190ZM221 148V146H220ZM223 148V147H222ZM25 149H21L23 152ZM36 149V148H35ZM56 149V148H55ZM57 149H60V148H57ZM151 149V148H149ZM164 149V148H162ZM229 149H230V146H229ZM232 149V148H231ZM43 150V149H42ZM61 150V149H60ZM67 150V149H66ZM193 150V149H192ZM253 150V149H251ZM17 151V150H16ZM52 151V150H51ZM194 151V150H193ZM231 151V150H230ZM1 152V151H0ZM26 152V150H25ZM58 152V151H57ZM62 152V151H61ZM64 152V151H63ZM191 152V151H190ZM221 152V151H220ZM3 153V152H2ZM8 153V152H7ZM36 153V152H35ZM45 153V152H44ZM48 153V152H47ZM50 153V152H49ZM153 153V152H152ZM164 153V152H162ZM182 153V151H181ZM232 153V152H231ZM254 153V151H253ZM13 157L15 156V153H13ZM26 154V153H25ZM24 154V155H25ZM29 154V153H28ZM165 154V153H164ZM163 154V155H164ZM185 154V153H183ZM219 154V153H218ZM1 155V154H0ZM6 156V154H4ZM3 155V156H4ZM8 155V154H7ZM23 154L21 156H24ZM62 155V154H61ZM155 155V154H154ZM161 154L160 157L163 156ZM182 155V154H181ZM221 155V154H220ZM20 156V157H21ZM27 156V155H26ZM39 156V155H37ZM45 156V155H44ZM63 156V155H62ZM66 156V155H65ZM76 156V155H75ZM151 156V155H150ZM198 156V154L196 155ZM16 157V156H15ZM18 157V155H17ZM29 157V156H28ZM32 157V156H31ZM52 157V156H51ZM152 157V156H151ZM155 157V156H154ZM257 157V156H256ZM34 158V156H33ZM36 158V157H35ZM65 158V157H64ZM255 158V157H254ZM4 161L5 159L7 158H3ZM22 159V158H21ZM32 159V158H31ZM38 159V157H37ZM54 159V158H53ZM51 158L50 161L53 160ZM163 159L165 158H160L159 161H162ZM168 159V158H167ZM192 159V158H191ZM9 159H7L8 161ZM57 160V159H56ZM156 160V159H155ZM154 160V161H155ZM158 160V159H157ZM169 160V159H168ZM185 160V159H183ZM202 160V159H201ZM217 160V159H216ZM241 160V159H240ZM251 160V159H250ZM58 161V160H57ZM247 161V160H246ZM249 161V160H248ZM35 162V161H34ZM38 162V161H37ZM55 162V161H54ZM78 161H73L72 163H74V165L76 163H78ZM145 162V161H144ZM149 162V160H148ZM153 162V161H152ZM176 162H178L176 160ZM183 162H187L186 160L183 161ZM205 162V161H204ZM213 162V160L211 161ZM218 162V161H217ZM240 162V161H239ZM244 162V161H243ZM42 163V162H41ZM56 163V162H55ZM70 163V161L68 162ZM66 163V164H68ZM170 163H172L170 161ZM190 163V162H189ZM192 163V161H191ZM201 163V162H200ZM236 163V162H235ZM238 163V162H237ZM245 163V162H244ZM247 163V162H246ZM246 163L243 165L245 166ZM9 164V163H8ZM65 164V165H66ZM153 165V163H151ZM155 164V162H154ZM198 164V163H197ZM207 164V163H206ZM219 164V163H218ZM35 165V164H34ZM44 165V163H43ZM60 165V164H59ZM135 165V164H134ZM137 165V164H136ZM141 165V163H140ZM145 165V164H144ZM196 165V164H195ZM194 165V166H195ZM199 165V164H198ZM240 164H238L239 166ZM30 166V165H29ZM39 166V165H38ZM64 166V165H63ZM162 167H160V176L158 175V177H149V178H146V180L148 181V183H150V190H145L152 199H157L159 196H162L163 194H165V190L162 189V186L160 187L159 184L160 182H162V180H165L167 181V176L165 175L166 174V166L165 165H161ZM174 166V165H173ZM172 166V167H173ZM193 166V165H192ZM242 166V165H241ZM242 166V168H243ZM17 167V166H16ZM61 167V166H60ZM131 167V166H130ZM141 167V166H139ZM169 167V166H168ZM187 167V165H186ZM190 167V166H189ZM205 167V166H204ZM218 167V166H217ZM222 167V165H221ZM246 167V166H245ZM7 168V167H6ZM36 168V167H34ZM81 168V167H80ZM85 168V167H84ZM194 168V167H193ZM190 167V169H193ZM203 168V167H202ZM240 168V166H239ZM10 169V168H9ZM52 169V167H51ZM61 169V168H60ZM136 169V168H134ZM206 169V168H205ZM203 168V170H205ZM28 170V169H27ZM32 170V169H31ZM62 170V169H61ZM66 170V169H65ZM64 170V171H65ZM137 170L139 171L138 167H137ZM142 170V169H141ZM175 170V168L173 169ZM239 170V169H238ZM243 170V169H242ZM188 171V169L186 170ZM231 171V170H230ZM235 171V170H234ZM13 172V171H12ZM36 172V171H35ZM33 172V173H35ZM63 172V170H62ZM83 172V173H85ZM134 172V171H133ZM136 172V171H135ZM153 172V171H152ZM241 172V171H240ZM239 172V173H240ZM4 173V172H3ZM2 173V174H3ZM21 173V172H20ZM42 173V172H40ZM48 173V172H47ZM53 173V172H52ZM67 173V171H66ZM77 173V172H76ZM132 173V172H131ZM131 173L129 175H131ZM141 173V172H140ZM154 173V172H153ZM253 173V172H251ZM1 174V175H2ZM24 174V173H23ZM22 174V175H23ZM78 174V173H77ZM133 174V173H132ZM149 174V173H148ZM26 176L29 174H25ZM66 175V174H65ZM63 175V176H65ZM68 175V174H67ZM80 175V174H79ZM127 174V176H129ZM134 175V174H133ZM141 175H143L141 173ZM154 175H156L154 173ZM235 175V174H234ZM6 176V175H5ZM11 176V175H10ZM71 176V175H70ZM138 175H136L137 177ZM183 176H186V175H183ZM192 176V175H191ZM238 176V175H237ZM25 177V176H23ZM47 177V176H46ZM45 179H49V178H46ZM126 177V175H125ZM139 177V176H138ZM194 177V176H193ZM83 178V177H82ZM92 178H94L92 176ZM102 178V180H101ZM178 178V177H177ZM180 178V177H179ZM224 178V177H223ZM237 178V177H236ZM86 179V178H85ZM162 179V180H161ZM181 179V178H180ZM24 180V179H23ZM27 182H28V179H26ZM25 180V181H26ZM88 180V179H87ZM143 180V179H142ZM13 181V180H12ZM85 181V180H84ZM179 181V180H178ZM196 181V180H195ZM237 181V180H235ZM86 182V181H85ZM181 182V180H180ZM179 182V183H180ZM184 182V181H183ZM198 182V180H197ZM197 182H196V185H197ZM2 183V182H1ZM26 183V182H25ZM44 183V182H43ZM48 183V182H46ZM67 183V182H66ZM82 183V182H81ZM220 183V182H219ZM24 184V183H23ZM28 184V183H26ZM51 184V183H49ZM230 184V183H229ZM262 184V183H261ZM19 185V184H18ZM17 185V186H18ZM47 185V184H46ZM44 185V186H46ZM82 185V184H81ZM84 185V184H83ZM93 185V184H92ZM4 187V184L2 185ZM16 186V188H17ZM36 186V185H35ZM60 186V185H59ZM144 186V185H143ZM199 186V185H198ZM2 187V188H3ZM42 187V186H41ZM84 187V186H83ZM86 187V185H85ZM84 187V188H85ZM91 187V186H90ZM48 188V187H47ZM47 188H45L47 190ZM81 188V187H80ZM83 188V190H84ZM146 188V187H145ZM185 188V187H184ZM199 188V187H198ZM235 188V187H234ZM233 188V189H234ZM19 189V188H17ZM22 189V188H21ZM87 188H85L86 190ZM129 189V188H128ZM144 189V188H143ZM187 189V188H186ZM11 190V189H10ZM8 190V192L10 191ZM42 190V189H41ZM49 190V189H48ZM61 190V189H60ZM164 190V191H163ZM204 190V189H203ZM235 190V189H234ZM14 191V189L12 190ZM11 191V193H12ZM52 191V190H50ZM127 191V192H126ZM144 191V190H143ZM57 192V191H55ZM84 192V191H83ZM82 192V193H83ZM90 192V191H89ZM188 192V190L186 191ZM185 192V193H186ZM234 192V191H233ZM238 192V190H237ZM30 193V192H29ZM34 193V192H33ZM86 193V192H85ZM84 193V194H85ZM104 193V192H103ZM240 193V192H239ZM238 193V194H239ZM7 194H10V193H7ZM42 194V193H41ZM79 194V193H78ZM206 194V193H205ZM44 195V194H43ZM54 195H57V194H54ZM137 195V194H136ZM170 195V194H169ZM215 195V194H214ZM14 196V195H13ZM34 196V195H33ZM37 196V195H36ZM40 196V195H39ZM51 196V195H50ZM45 197V196H44ZM58 197V196H57ZM68 197V196H67ZM75 197V196H74ZM86 197V196H85ZM137 197V196H136ZM173 197V196H172ZM239 198V196H236ZM52 198V197H51ZM50 198V199H51ZM63 198V197H61ZM69 198V197H68ZM91 198V196H90ZM145 198V197H144ZM170 198V197H169ZM186 198V196L184 197ZM2 199V198H1ZM56 199V198H55ZM129 199V197H128ZM249 199V198H247ZM35 200V199H34ZM33 200V201H34ZM43 200V199H42ZM57 200V199H56ZM66 200V199H65ZM93 200V199H92ZM117 200V199H116ZM145 200V199H144ZM143 200V201H144ZM172 200V199H171ZM234 200V198H233ZM1 201V200H0ZM38 201V200H36ZM71 201V200H70ZM73 201V200H72ZM90 201V200H89ZM159 201V200H158ZM205 201V200H204ZM215 201V200H214ZM19 202V201H18ZM74 202V201H73ZM116 202V201H115ZM118 202V201H117ZM145 202V201H144ZM155 202V200H154ZM162 202V201H161ZM172 202V201H171ZM183 202V201H182ZM217 203V201H215ZM214 202V203H215ZM224 202V201H223ZM21 203V202H20ZM35 203V202H34ZM38 203V202H37ZM72 203V202H70ZM96 202H93V204H95ZM121 203V201H120ZM173 203V202H172ZM175 203V202H174ZM236 203V202H235ZM1 204V203H0ZM33 204V203H32ZM36 204V203H35ZM90 204V203H89ZM91 204H92V201H91ZM143 204V203H142ZM198 204V203H197ZM238 204V203H237ZM19 205V204H18ZM28 205V204H26ZM38 205V204H36ZM51 205V204H50ZM111 205V203H110ZM145 205V204H144ZM143 205V206H144ZM156 205V204H155ZM214 205V204H213ZM241 205V204H240ZM239 205V206H240ZM247 205V204H246ZM252 205V203H251ZM22 206V205H21ZM42 206V205H41ZM172 206V205H171ZM215 206V205H214ZM222 206V205H221ZM7 207V206H6ZM23 207V206H22ZM34 207V205L32 206ZM86 207V206H85ZM88 207V206H87ZM86 207V209H87ZM90 207V206H89ZM101 207V206H100ZM146 207V205H145ZM177 207V206H176ZM240 207H243L240 206ZM8 208V207H7ZM15 207H13L12 209H14ZM29 208V207H27ZM98 208V207H97ZM136 208H140V207H136ZM17 209V208H16ZM20 209V207H19ZM84 209V208H83ZM99 209V208H98ZM105 209V208H104ZM109 209V207H108ZM107 209V210H108ZM216 209V208H214ZM54 210V209H53ZM82 210V209H81ZM85 210V209H84ZM101 210V208H100ZM244 210V208H243ZM2 211V210H1ZM29 211V210H28ZM34 211V210H33ZM55 211V210H54ZM99 211V210H98ZM138 210H136L137 212ZM193 211V210H191ZM202 211V210H201ZM228 211V210H227ZM242 211V210H240ZM13 212V211H12ZM18 212V211H17ZM22 212V211H21ZM32 212V211H30ZM38 212V211H37ZM77 212V211H76ZM79 212H82V211H79ZM103 212V211H102ZM100 212V213H102ZM107 212V211H106ZM135 212V214H137ZM151 212V211H150ZM53 213V212H52ZM51 213V214H52ZM201 213V212H200ZM229 213V211H228ZM72 214V213H71ZM83 214V213H82ZM114 214V213H113ZM140 214V212H139ZM137 214V215H139ZM211 214V213H210ZM209 214V215H210ZM216 214V213H215ZM6 215V214H5ZM8 215V214H7ZM30 215V214H29ZM37 215V214H36ZM40 215V214H39ZM38 215V216H39ZM74 215V214H73ZM80 215V214H79ZM84 215V214H83ZM111 216V213L109 214ZM116 215V213L114 214ZM159 215V214H158ZM195 214H193L194 216ZM202 215V214H201ZM4 217V215H2ZM1 216V217H2ZM31 216V215H30ZM37 216V218H38ZM53 216V215H52ZM72 216V215H71ZM70 216V217H71ZM82 216V215H81ZM148 216V215H147ZM156 216H157V213H156ZM196 216V215H195ZM211 216V215H210ZM213 216V215H212ZM211 216V217H212ZM31 217H35L34 215H32ZM42 217V216H41ZM69 217V218H70ZM73 217V216H72ZM83 217V216H82ZM113 217V215L111 216ZM110 217V218H111ZM117 217V216H116ZM115 217V218H116ZM137 217V216H135ZM158 217V216H157ZM160 217V216H159ZM210 217V218H211ZM6 218V217H5ZM40 218V217H39ZM38 218V220H39ZM55 218V217H54ZM67 218V219H69ZM84 218V217H83ZM140 218V217H139ZM161 218V217H160ZM1 219V218H0ZM56 219V218H55ZM123 219V218H122ZM136 219V218H135ZM33 220V218H32ZM37 220V221H38ZM116 220V219H115ZM161 220V219H160ZM159 220V222H161ZM198 220V219H197ZM212 220V219H211ZM35 221V220H34ZM49 221V220H47ZM54 221V219H53ZM118 221V219L116 220V222ZM123 221V220H122ZM125 221V220H124ZM200 221V220H198ZM216 221V220H215ZM41 222V221H40ZM67 222V221H66ZM262 223V221H260ZM59 223V222H57ZM61 223V222H60ZM85 223V222H84ZM94 223V221L92 222ZM114 223V222H113ZM216 224V222H213ZM238 223V221H237ZM1 224V223H0ZM65 224V222H64ZM83 224V223H82ZM115 224V223H114ZM133 224V223H132ZM199 224V222H198ZM214 224V225H215ZM239 224V223H238ZM66 225V224H65ZM68 225V224H67ZM94 225V224H93ZM98 227L97 224H95ZM178 225V224H177ZM95 226V228H96ZM115 226V225H114ZM120 226V225H119ZM174 226V225H173ZM227 226V225H226ZM232 226V225H231ZM85 229V226H83ZM108 227V226H107ZM106 227V228H107ZM180 227V226H179ZM187 227V226H186ZM216 227V226H215ZM228 227V226H227ZM67 230L68 229V226L66 227ZM88 228V227H87ZM94 228V227H93ZM96 228V230H97ZM219 228V227H217ZM233 228V227H232ZM230 227V229H232ZM243 228V227H242ZM247 228V227H246ZM72 229V228H71ZM104 229V228H103ZM111 229V228H110ZM132 229V227H131ZM152 229V228H150ZM148 229V230H150ZM203 229V228H202ZM206 229V228H205ZM207 229H209L207 227ZM250 229V228H249ZM143 230V229H142ZM189 230V229H188ZM233 230V229H232ZM231 230V231H232ZM242 230V229H241ZM84 231V230H83ZM208 231V230H207ZM252 231V230H251ZM250 231V232H251ZM92 232V231H91ZM160 232V231H159ZM187 232V231H186ZM71 233V230L70 232ZM80 233V232H79ZM134 233V231H133ZM204 233V232H203ZM244 233V232H243ZM49 234V233H47ZM83 234V233H82ZM86 234V232H85ZM140 234V233H139ZM138 234V235H139ZM242 234V233H241ZM44 235V234H42ZM79 235V234H78ZM81 235V234H80ZM79 235V236H80ZM204 235V234H203ZM251 235V234H250ZM73 236V235H71ZM84 236V234H83ZM108 236V235H107ZM119 236V235H118ZM133 235H131L132 237ZM135 236V235H134ZM242 236V235H241ZM45 237V236H44ZM50 237V236H49ZM137 237V236H136ZM188 237V236H187ZM244 237V236H243ZM47 238V237H46ZM139 238V237H137ZM190 238V237H189ZM246 238V237H244ZM257 238V237H256ZM3 239V238H2ZM49 239V238H48ZM77 239V238H76ZM84 239V238H83ZM79 240V239H78ZM87 240V241H86ZM195 240V239H194ZM241 240H242V237H241ZM50 241V240H49ZM88 238L86 239L85 237V240L84 242H82V245L83 247H86V248H90V250L92 251H95L97 249V247L92 244H90L88 242ZM139 241V240H138ZM156 241V240H155ZM202 241V240H201ZM56 242V241H55ZM76 242L75 240L72 242L74 243ZM153 243H155L154 241H152ZM159 240L156 242L158 243ZM164 242V241H163ZM174 242V241H173ZM244 242L246 243V247H249L251 248L253 245L257 244V243H254L253 240H244ZM54 243V241L52 242ZM131 243V242H130ZM150 243V242H149ZM148 243V244H149ZM160 243V242H159ZM162 243V242H161ZM167 243V242H166ZM172 243V242H171ZM170 243V244H171ZM179 243V242H178ZM184 243V242H183ZM185 243H187L185 241ZM263 243V242H262ZM57 244V242L55 243ZM75 244V243H74ZM73 244V245H74ZM165 244V243H164ZM175 244V243H173ZM189 244V243H188ZM191 244V243H190ZM195 244V242H194ZM205 244V243H204ZM209 244V243H208ZM206 244V245H208ZM214 244V243H213ZM228 244V243H226ZM111 245V244H109ZM152 244H150L151 246ZM232 245V244H231ZM263 245V244H261ZM72 246V244H71ZM142 246V245H141ZM158 247L157 248H154L155 251H158V253H162L160 257L158 256H155L154 258H152V256H150L151 258H149V255H147V253H142L140 250V253H142L143 255H145V261H143V256L140 257V259H136V260H133L135 262V264H217V263H220L218 261V259H214L211 257V255H207L205 253L203 254H197V253H193L191 251V249L189 248H186L184 246H180V245H175L174 246V249L169 251L170 250V246L168 245H157ZM189 246V245H188ZM201 246V245H199ZM218 246V245H217ZM229 246V245H228ZM60 247V246H59ZM73 247V246H72ZM71 247V248H72ZM132 247V246H131ZM153 247V246H152ZM202 247V246H201ZM210 247H216L215 246H210ZM117 248V247H116ZM128 248V247H127ZM136 248V246H135ZM194 248V247H193ZM203 248V247H202ZM218 248V247H217ZM217 248L215 250H217ZM242 248V247H240ZM70 249V247H69ZM99 249V248H98ZM129 249V248H128ZM134 249V248H133ZM185 249L186 250H189L188 252L186 251L185 252ZM198 249H200L198 247ZM245 249V248H244ZM253 249V247H252ZM31 250V249H30ZM73 250V249H71ZM70 250V251H71ZM100 250V249H99ZM98 250V251H99ZM131 250V249H130ZM250 250V249H249ZM61 251V250H60ZM101 251V250H100ZM35 252V251H34ZM33 252V253H34ZM64 252V251H63ZM69 252V251H68ZM122 252V250H121ZM185 252V253H184ZM112 253V252H111ZM119 253V252H118ZM124 253V252H123ZM202 253V252H201ZM113 254V253H112ZM137 254V253H136ZM33 255H37L36 253L33 254ZM72 255V253H71ZM85 255V254H84ZM130 255V254H129ZM234 255V254H233ZM62 256V255H61ZM100 256V255H99ZM125 256V255H124ZM214 256V255H213ZM216 256V255H215ZM227 256V255H226ZM225 256V257H226ZM230 256V255H229ZM44 257V256H43ZM98 257V256H97ZM218 257V256H217ZM215 257V258H217ZM239 259H240V263H236L235 261H232L231 263L227 262V261H222L221 264H256L255 262H258V264H264V248H262L260 246V243L257 244V247L253 250V252L251 253H248L247 251H243L241 249V251H238V256H237ZM107 258V257H106ZM133 258V257H132ZM61 259V258H60ZM80 260H82L81 258H78ZM102 259V258H101ZM110 259V258H108ZM135 259V258H134ZM73 260V259H72ZM86 260V259H85ZM84 260V261H85ZM100 260V259H98ZM116 260V258H115ZM114 260V261H115ZM224 260V259H223ZM3 261V260H2ZM44 261V260H43ZM87 261V260H86ZM104 261V260H103ZM106 261V260H105ZM231 261V260H230ZM80 262V261H79ZM123 262V261H122ZM41 263L43 264V262L41 261ZM72 263V262H71ZM74 263V262H73ZM72 263V264H73ZM85 263V262H84ZM98 263V262H97ZM120 263V262H119ZM8 264V263H7ZM70 264V262H69ZM121 264V263H120Z\"/></svg>",
  "mask_w": 264,
  "mask_h": 264
},
{
  "label": "water",
  "instance_id": "3",
  "mask_svg": "<svg viewBox=\"0 0 264 264\" xmlns=\"http://www.w3.org/2000/svg\"><path fill=\"white\" fill-rule=\"evenodd\" d=\"M187 38H190L189 32L185 31L182 34H179L176 38L173 39V43L180 42L181 40H185Z\"/></svg>",
  "mask_w": 264,
  "mask_h": 264
}]
</instances>
